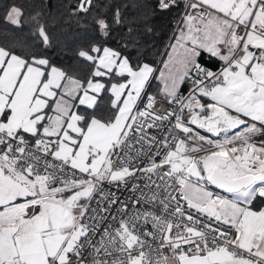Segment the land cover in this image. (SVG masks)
<instances>
[{"label":"snow or ice","instance_id":"1","mask_svg":"<svg viewBox=\"0 0 264 264\" xmlns=\"http://www.w3.org/2000/svg\"><path fill=\"white\" fill-rule=\"evenodd\" d=\"M0 37V264H264V0H0Z\"/></svg>","mask_w":264,"mask_h":264},{"label":"trees","instance_id":"2","mask_svg":"<svg viewBox=\"0 0 264 264\" xmlns=\"http://www.w3.org/2000/svg\"><path fill=\"white\" fill-rule=\"evenodd\" d=\"M55 2V0H54ZM162 23H166V22H162V21H158L157 24H158V27L162 24ZM70 27L72 30H75V24L74 22H70ZM167 35H168V29L167 28H163L161 30L160 33H158V36H159V39L156 41V43L158 45H162L163 43H166L167 42ZM0 39H2V37H0ZM161 51H163L162 47H161ZM158 58V57H157Z\"/></svg>","mask_w":264,"mask_h":264},{"label":"built area","instance_id":"3","mask_svg":"<svg viewBox=\"0 0 264 264\" xmlns=\"http://www.w3.org/2000/svg\"><path fill=\"white\" fill-rule=\"evenodd\" d=\"M130 195H131L130 193H124L125 198H127Z\"/></svg>","mask_w":264,"mask_h":264}]
</instances>
